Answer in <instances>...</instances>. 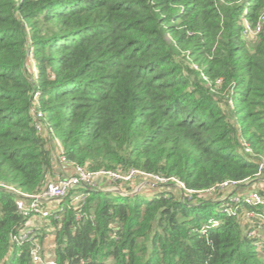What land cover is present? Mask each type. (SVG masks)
<instances>
[{"label": "trees", "instance_id": "1", "mask_svg": "<svg viewBox=\"0 0 264 264\" xmlns=\"http://www.w3.org/2000/svg\"><path fill=\"white\" fill-rule=\"evenodd\" d=\"M263 9L264 0H0V183L40 192L57 151L90 170L135 168L193 189L184 201L167 182L135 194L80 188L84 198L73 190L27 222L16 194L0 187V264H46L34 261L36 244L58 264H264L242 220L264 206L203 193L257 183L264 26L248 38L243 21L255 25ZM25 227L31 239L13 242Z\"/></svg>", "mask_w": 264, "mask_h": 264}, {"label": "built area", "instance_id": "2", "mask_svg": "<svg viewBox=\"0 0 264 264\" xmlns=\"http://www.w3.org/2000/svg\"><path fill=\"white\" fill-rule=\"evenodd\" d=\"M244 29L243 34L248 38H257L264 26V9L261 12L258 21L255 25L251 24L248 20L244 19L243 21ZM195 68L199 69L197 64H192ZM221 82V79L218 80ZM39 92H35L34 101L38 103ZM230 102H232L230 100ZM35 115L38 120L39 129H44L47 126V123L43 117V113L37 112L33 108ZM57 141V140H56ZM244 142V149L247 154L256 157V153L251 148L250 144L247 141ZM59 150L62 151L61 144L57 141ZM58 152L55 151V161L56 163H70L63 152L60 155H57ZM260 170L257 173V178H264V160L259 159ZM74 170L69 174H64L61 177L49 180L46 187L40 192L30 193L26 192L23 189L4 183H0V187L5 188L9 192L16 194V207L18 212L24 217L27 218V222L34 220L35 217L47 218L51 214L50 203L61 202L65 197H67L73 190L77 188H94L99 187L100 183L104 180H121L128 185H134L135 187L132 191H125L117 186H111L109 190L119 191L124 194H135L142 189H147L149 187H155L156 182H167L172 186H176L180 190L181 199L186 200L191 198L190 194L193 192V189L186 187L185 183L179 180L176 177L166 178L163 176L155 175L152 173H147L139 169L131 168L129 170H90L82 165H76L72 163ZM261 177V178H260ZM251 180L245 181L248 183ZM242 184L239 181H224L218 183L211 188H208L203 191V193L208 195H213V192L220 189L224 191L222 195L218 194L217 199H223L228 197L231 193L234 192L231 197L232 201L236 204H244L245 206L258 208L264 206V192L258 189H252L249 192L245 193H235ZM84 198V194L80 193L74 196V200L78 201ZM216 198V197H215ZM58 204V203H57ZM227 210L234 212V209L227 208ZM243 222L247 224V232L249 235L256 239V247L258 251L264 250V213L260 212L253 208H248L244 210ZM33 228L25 227L18 229L12 235V241L15 243L24 242L27 239H31V233ZM42 247L39 244H36L33 250V259L36 262H44L46 264H58L56 258L52 254H46V257H43L41 252Z\"/></svg>", "mask_w": 264, "mask_h": 264}, {"label": "crops", "instance_id": "3", "mask_svg": "<svg viewBox=\"0 0 264 264\" xmlns=\"http://www.w3.org/2000/svg\"><path fill=\"white\" fill-rule=\"evenodd\" d=\"M55 172H54V179L57 178V177H61L63 176L64 174H69L71 173L73 170H74V167L72 165V163H57L55 164ZM257 181V183H253L252 185H250L254 180H251L249 181L248 183H244V185H242L240 188H244L242 189L243 192H247L248 190L250 189H257V188H260V189H263L264 191V188L262 186H264V178L262 179H255ZM102 188H105L103 187L102 185H100ZM248 186V187H247ZM245 187L249 188L251 187L250 189H246ZM257 187V188H255ZM49 207H51V211H53V209H56V207L58 208L59 207V204L56 205V203H52V205H49ZM35 219H42L41 217H38V218H35ZM45 225L47 223H44ZM47 227H48V224H47ZM46 245L49 246L50 248H52L54 246V241H53V235L52 237H48V239H46L45 241ZM48 243H51L50 245Z\"/></svg>", "mask_w": 264, "mask_h": 264}, {"label": "rangeland", "instance_id": "4", "mask_svg": "<svg viewBox=\"0 0 264 264\" xmlns=\"http://www.w3.org/2000/svg\"><path fill=\"white\" fill-rule=\"evenodd\" d=\"M191 63L193 64H197V63H195V61L194 60H191ZM198 65V64H197ZM198 67L201 69V65H198ZM100 185H102L103 187H105V188H109L110 186H109V184L108 183H105V184H100ZM99 185V186H100ZM248 187V186H247ZM247 187H245L246 189H250L251 187H249V188H247ZM263 188H264V186H262ZM255 188H257V187H255ZM157 189L158 188H156V189H148V190H144L143 192H142V194L147 198V199H150L151 197H152V195L157 191ZM257 189H259V190H261V191H263V189H260V188H257ZM250 190H252V189H250ZM250 190H248L247 192H249ZM75 191L76 192H78V193H84L85 192V190H80V188H77V189H75ZM206 196L205 197H207V198H210V197H212L211 195H207V194H205ZM217 199V198H216ZM218 200V199H217ZM64 201L62 200L61 202H57L59 205H61L62 203H63ZM73 203H74V200L72 201ZM57 203H56V205H57ZM49 205H52V203H50ZM47 224H48V227L46 226V234H47V236H46V239H48V237H52V229H53V227L52 226H50L51 225V223H50V219H48V221H47ZM49 245L51 244V243H48Z\"/></svg>", "mask_w": 264, "mask_h": 264}, {"label": "water", "instance_id": "5", "mask_svg": "<svg viewBox=\"0 0 264 264\" xmlns=\"http://www.w3.org/2000/svg\"><path fill=\"white\" fill-rule=\"evenodd\" d=\"M54 159V161H55V157L53 158ZM55 165V164H54Z\"/></svg>", "mask_w": 264, "mask_h": 264}]
</instances>
